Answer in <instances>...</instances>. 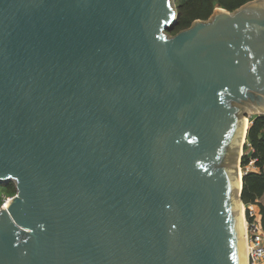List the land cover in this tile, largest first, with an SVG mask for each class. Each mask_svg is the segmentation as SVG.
Instances as JSON below:
<instances>
[{
	"label": "water",
	"instance_id": "95a60500",
	"mask_svg": "<svg viewBox=\"0 0 264 264\" xmlns=\"http://www.w3.org/2000/svg\"><path fill=\"white\" fill-rule=\"evenodd\" d=\"M175 1L0 0V264H247L264 0L170 35Z\"/></svg>",
	"mask_w": 264,
	"mask_h": 264
},
{
	"label": "trees",
	"instance_id": "16d2710c",
	"mask_svg": "<svg viewBox=\"0 0 264 264\" xmlns=\"http://www.w3.org/2000/svg\"><path fill=\"white\" fill-rule=\"evenodd\" d=\"M252 0H176L179 12L177 24L170 31L172 34L189 28L196 20H208L216 7L234 11ZM248 140L253 148L250 155H245L244 164L255 160L256 171L248 172L243 177L242 199L246 204L258 205L260 223L264 230V205L259 202L264 196V115L254 118L248 130ZM9 194H15L13 181L0 184ZM3 199L0 198V205ZM249 219H253L249 216Z\"/></svg>",
	"mask_w": 264,
	"mask_h": 264
},
{
	"label": "rangeland",
	"instance_id": "374dc122",
	"mask_svg": "<svg viewBox=\"0 0 264 264\" xmlns=\"http://www.w3.org/2000/svg\"><path fill=\"white\" fill-rule=\"evenodd\" d=\"M175 5L176 8L178 10V6H177V2L175 1ZM219 8V7H216ZM215 8V9H216ZM221 8V7H220ZM170 35H175L170 33ZM247 111V114H243L241 113V116L243 119L246 120V129L251 127L253 120L256 116L263 114L260 113L258 111H254V109H245ZM249 140H248V136L242 141L241 144V151H240V160H239V171H240V175H245L246 172L251 168L252 166V160L250 162H248L247 164H244V157L245 155H250L252 152H250L249 150L251 149L250 145H249ZM241 180V178H240ZM13 184L15 185V183L13 182ZM16 194V193H15ZM15 194H9L8 191L4 190V188L0 185V198L3 199L2 204L0 205V207H2L4 204H7L9 202V199L12 198L13 196H15ZM240 198V197H239ZM242 203V207H243V211H244V223H245V234H246V249L247 252L249 253V243H250V233H249V223H251L252 221H254V219L256 220V218L258 217V212H257V207H255V205L253 204H246L244 200L241 201ZM250 206H253V209H255V216L253 217V219H249V216H251L250 211H253L252 208ZM259 210V209H258ZM247 263L249 264V255L247 254Z\"/></svg>",
	"mask_w": 264,
	"mask_h": 264
},
{
	"label": "built area",
	"instance_id": "2783aa9c",
	"mask_svg": "<svg viewBox=\"0 0 264 264\" xmlns=\"http://www.w3.org/2000/svg\"><path fill=\"white\" fill-rule=\"evenodd\" d=\"M251 147V144H249ZM253 151V148L249 150ZM251 168L246 172L256 171L255 160H252ZM13 198V197H12ZM10 198L9 201L12 199ZM5 205V204H4ZM3 205V206H4ZM253 211H250L251 217L255 216V209L250 206ZM250 243H249V264H264V230L260 221L256 218L254 221L249 223Z\"/></svg>",
	"mask_w": 264,
	"mask_h": 264
},
{
	"label": "flooded vegetation",
	"instance_id": "af4514ba",
	"mask_svg": "<svg viewBox=\"0 0 264 264\" xmlns=\"http://www.w3.org/2000/svg\"><path fill=\"white\" fill-rule=\"evenodd\" d=\"M256 102H257L256 100L255 101H251L249 99V101H246L243 104L240 103L238 105H240V107H242V112H244L245 114H247V111L245 109H248V108L254 109L255 112L256 111L259 112V107H258Z\"/></svg>",
	"mask_w": 264,
	"mask_h": 264
},
{
	"label": "crops",
	"instance_id": "0c3cea01",
	"mask_svg": "<svg viewBox=\"0 0 264 264\" xmlns=\"http://www.w3.org/2000/svg\"><path fill=\"white\" fill-rule=\"evenodd\" d=\"M259 202L264 205V196L262 198H260ZM255 207H257V212H258L257 219L260 221V215H259V210H258L259 209V206L258 205H255Z\"/></svg>",
	"mask_w": 264,
	"mask_h": 264
},
{
	"label": "bare ground",
	"instance_id": "6f19581e",
	"mask_svg": "<svg viewBox=\"0 0 264 264\" xmlns=\"http://www.w3.org/2000/svg\"><path fill=\"white\" fill-rule=\"evenodd\" d=\"M247 129H248V128H247ZM247 129H246V131H247ZM245 133H246V132H245ZM244 137H245V136H244ZM243 139H244V138H243ZM242 175H243V174H242ZM242 175H240V178H241ZM8 205H9V202H8L7 204H5L4 207H7ZM245 235H246V234H245ZM247 254H248V252H247ZM247 264H248V263H247Z\"/></svg>",
	"mask_w": 264,
	"mask_h": 264
}]
</instances>
